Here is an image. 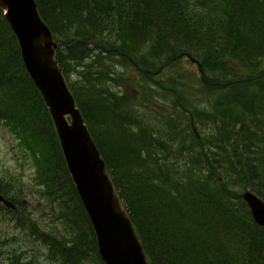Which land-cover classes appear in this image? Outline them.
<instances>
[{
  "label": "trees",
  "instance_id": "16d2710c",
  "mask_svg": "<svg viewBox=\"0 0 264 264\" xmlns=\"http://www.w3.org/2000/svg\"><path fill=\"white\" fill-rule=\"evenodd\" d=\"M35 2L148 263L201 264L195 256L171 254L169 247L184 234L170 206L182 195V217L200 225L208 214L209 225L218 216L209 229L200 227V235L220 250L224 264L234 263L240 252L225 229L230 224L249 238L262 237L241 264H264V229L239 197L248 190L264 202V171L247 164L249 158L240 163L237 153L254 145V155L264 160V0ZM150 11L143 23L116 29L120 20ZM234 20L246 31L242 41L237 32L222 35ZM249 118L251 132L244 123ZM0 122L20 151L30 152L38 196L51 207L53 224L63 229L54 224V232H43L11 181L0 178V196L15 208L0 206V216L5 214L15 231L0 239V264H103L47 109L1 11ZM231 142L236 149L223 148ZM234 176L236 189L228 187ZM220 210L226 212L222 218ZM221 238L224 243L217 245ZM34 242L43 249L25 253Z\"/></svg>",
  "mask_w": 264,
  "mask_h": 264
},
{
  "label": "water",
  "instance_id": "95a60500",
  "mask_svg": "<svg viewBox=\"0 0 264 264\" xmlns=\"http://www.w3.org/2000/svg\"><path fill=\"white\" fill-rule=\"evenodd\" d=\"M0 10L17 40L28 78L50 115L66 171L93 228L101 262L148 264L130 218L54 58L58 46L37 13L36 3L34 0H0ZM242 198L253 221L264 228V203L248 191ZM0 203L14 209L4 198L0 197Z\"/></svg>",
  "mask_w": 264,
  "mask_h": 264
},
{
  "label": "bare ground",
  "instance_id": "6f19581e",
  "mask_svg": "<svg viewBox=\"0 0 264 264\" xmlns=\"http://www.w3.org/2000/svg\"><path fill=\"white\" fill-rule=\"evenodd\" d=\"M151 16V11L147 13L146 16H142V14H139L137 16H134L132 18H125L120 20L121 23L116 24V29L122 31L128 24L132 25V24H137L139 22L143 23V21H145L146 19H148V17ZM237 20H234L228 24H226L225 26H223V29H221L222 35H229V37L232 36V34H234L235 32H237L238 38L241 39H245L247 37L246 31L243 29H239L236 24H237ZM125 37L124 34H122V38ZM142 37L139 36L137 38H135V40L133 38H131V41H135L137 42L139 39H141ZM261 41H263L261 39ZM264 43V41H263ZM244 52H251L250 49H243ZM227 118H231L229 115H227ZM251 120V118L247 119L244 121V123L246 124L245 129L247 130V132H251L254 129H252V124L251 122L249 123V121ZM226 126L228 125V122L224 123ZM228 127V126H227ZM235 142H231L229 145H225L223 146V148L227 149L228 151L232 148H235ZM236 149V148H235ZM237 153H238V161L241 163L243 162L242 158H249L248 159V163L249 165H251V167H257L258 171L262 172L264 171V160H259L257 159L258 156L254 155L255 153V147L254 145L248 146L246 149H242L240 148V150L238 151L237 149ZM247 160V159H246ZM225 161H223V165H224ZM248 166V165H247ZM237 179L236 176L231 177V181L228 184V187L230 188H234L236 189L237 187ZM251 193V192H250ZM243 192L240 193L239 197L241 199ZM253 194V193H251ZM185 199L188 197H184ZM186 200V201H187ZM244 204L246 205V208H248L247 203L243 200V198L241 199ZM261 200V199H260ZM262 201V200H261ZM170 206H172L173 208H176V220L174 224H179V226H177V228H180V230H182L183 237L181 240H179L177 238V244L175 246H169L171 249V254L174 255H182L183 253L187 254L190 256V258H192L194 260V256L197 258V260L201 263V264H224L223 260H220L218 256H220V250L218 252H215L214 250V246L212 245L211 242L207 241V240H202L203 236H201V230L200 227L203 226L204 229L213 226V222L218 218V216L214 217V219L210 220L209 225H206V219L208 217V214L203 218V220L198 224H195L197 222V219L194 218H190V217H182L183 215V211L185 210L184 208V204L185 202L182 201V195L178 196V199H175L174 201H170ZM189 204V203H188ZM226 215V212L224 210H220V216L221 218L224 217ZM216 218V219H215ZM192 223V224H191ZM195 224V225H194ZM206 225V226H205ZM225 229H227L228 231L231 232L232 235H229L230 238L232 239V241L235 242V245H237L238 249L240 250L239 254L237 255L239 258H237V260L234 261V263L232 264H241L246 256H248V254L254 253L256 252V250L261 246L259 243H255L256 239L258 241H262V237L260 235H256L253 236L251 238H249V236L243 235L241 233H239L237 231V229L233 226V224L231 225H225ZM170 236L174 237V230L169 234ZM202 237V238H201ZM217 245H222L224 243L223 239H217L215 242ZM177 258V256H175V259ZM189 258V257H187ZM189 258V259H190ZM191 260V259H190ZM183 261V259H182ZM189 262V260H188Z\"/></svg>",
  "mask_w": 264,
  "mask_h": 264
},
{
  "label": "rangeland",
  "instance_id": "374dc122",
  "mask_svg": "<svg viewBox=\"0 0 264 264\" xmlns=\"http://www.w3.org/2000/svg\"><path fill=\"white\" fill-rule=\"evenodd\" d=\"M186 69L191 68L186 67ZM28 155H30L29 151L27 153L20 151L18 142L14 140L13 136L0 122V178L11 181L14 189L18 191V196L24 201V205L31 212L32 219L36 223L38 222L39 228L43 232H54V224L61 232V223L56 221L53 224L51 207L38 196L40 189L35 184L37 173L34 162H32ZM3 216L5 219H3ZM9 221L5 214L0 216V239H4L7 235L9 237L14 236L15 231H13L12 225L8 223ZM40 248L43 249L42 245L34 242L27 243L23 249L25 253L37 255V251Z\"/></svg>",
  "mask_w": 264,
  "mask_h": 264
}]
</instances>
